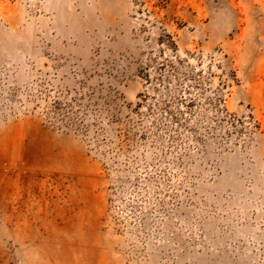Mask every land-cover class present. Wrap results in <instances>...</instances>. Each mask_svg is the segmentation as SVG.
<instances>
[{"label":"rangeland","instance_id":"374dc122","mask_svg":"<svg viewBox=\"0 0 264 264\" xmlns=\"http://www.w3.org/2000/svg\"><path fill=\"white\" fill-rule=\"evenodd\" d=\"M0 264H264V0H0Z\"/></svg>","mask_w":264,"mask_h":264}]
</instances>
